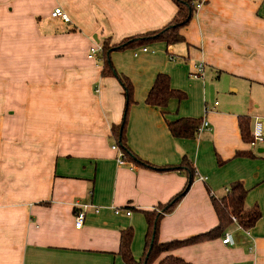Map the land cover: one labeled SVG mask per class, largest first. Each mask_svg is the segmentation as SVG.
<instances>
[{
  "label": "crops",
  "instance_id": "crops-1",
  "mask_svg": "<svg viewBox=\"0 0 264 264\" xmlns=\"http://www.w3.org/2000/svg\"><path fill=\"white\" fill-rule=\"evenodd\" d=\"M194 2L202 5L181 29L183 43L111 54L133 86L126 143L150 165L186 159L195 170L187 194L159 223L160 243L215 228L212 198L235 182L247 190L245 208H259L252 228L233 222L225 231L233 246L220 237L171 255L190 264H264V142H243L238 127V117L248 116L250 135L258 120L264 137V0ZM55 8L69 24L51 17ZM183 16L172 0H0V264H126L118 252L128 228L132 256L143 255V212L168 203L187 175L119 164L111 128L123 118V91L101 77V57L87 54L105 39L121 44ZM198 65L203 73L193 77ZM160 73L185 100L145 104ZM183 118L206 120L209 130L175 138L167 122ZM76 204L98 210L88 209L79 229Z\"/></svg>",
  "mask_w": 264,
  "mask_h": 264
},
{
  "label": "trees",
  "instance_id": "trees-1",
  "mask_svg": "<svg viewBox=\"0 0 264 264\" xmlns=\"http://www.w3.org/2000/svg\"><path fill=\"white\" fill-rule=\"evenodd\" d=\"M172 1L179 10L184 12V16L181 20H173L155 33L138 35L121 44L110 45L108 39L102 42V52L100 55L102 69L100 75L102 78L113 77L118 81L122 88L125 101L123 118L120 125L111 128V136L115 140V145L123 154L124 162L134 161L140 167L157 172L185 171L187 175L184 188L171 198L168 203L159 206L158 210L143 212L147 224V232L145 235L143 255L138 260H136L131 253V241L133 238L132 228L120 232L118 253L126 264H154L156 262L157 264H190L181 258L171 255L170 252L180 247L223 237L225 231L233 224L232 218L236 219V224L240 228L249 230L261 217L257 205L248 209L245 208L247 190L241 182H235L229 187L225 196L220 199L212 198V204L218 219V225L215 228L184 240H172L165 243H160L158 241V227L162 217L165 214L171 213L187 194L193 183L195 170L186 159H183L182 163L178 166L157 167L136 158L130 152L126 143L125 130L129 108L135 104L133 100V86L127 77L117 73L111 62L110 56L111 53L116 51L133 50L152 43L162 42L167 46L183 43L185 40L180 31L190 23L195 13V0ZM171 99L182 101L186 99V95L179 90L173 89L170 85L169 76L160 73L156 76L147 94L145 104L151 107L166 108ZM201 123V118H183L174 122H167V127L171 135L175 138L195 139ZM238 127L243 142L254 144L253 138L249 132L248 116L238 117ZM235 156L251 157V154L249 152H237ZM218 164H222V162Z\"/></svg>",
  "mask_w": 264,
  "mask_h": 264
},
{
  "label": "built area",
  "instance_id": "built-area-1",
  "mask_svg": "<svg viewBox=\"0 0 264 264\" xmlns=\"http://www.w3.org/2000/svg\"><path fill=\"white\" fill-rule=\"evenodd\" d=\"M202 5V3H198L196 6V8L198 9L200 6ZM51 17L53 19H57L59 21H61L64 24H69L70 23V19L68 17V15L63 12V10H61L60 8H55L52 13H51ZM147 49L146 48H142V51L145 52ZM102 52V45L99 44H94L93 46L90 47L88 54H87V58L92 60L95 59L97 56H100ZM169 59L171 61H173V57L170 56ZM203 73V67L202 65H198L195 68L194 73L192 74L193 77H199L201 76V74ZM209 124L206 120H202V123L198 129V132H202L204 130H209ZM254 144H262L264 142V137H263V133H262V127L261 124L258 122V120H255V124H254V129L252 131L251 134ZM111 149L113 151H116L118 154V162L120 165L124 164V160H123V154L119 151L118 147L116 145H113L111 147ZM76 208L78 207H82V210H80L76 215H75V228L79 229L82 224H83V220H84V216H85V212L88 209H94L95 207L90 205V204H85V205H75ZM98 210L95 208L94 212H97ZM121 211L120 210H115V214L118 215ZM131 214L130 211H126L125 215L129 216ZM232 221L236 223V219L232 218ZM221 243L224 246H233V238L232 235L230 233H225L221 239Z\"/></svg>",
  "mask_w": 264,
  "mask_h": 264
},
{
  "label": "rangeland",
  "instance_id": "rangeland-1",
  "mask_svg": "<svg viewBox=\"0 0 264 264\" xmlns=\"http://www.w3.org/2000/svg\"><path fill=\"white\" fill-rule=\"evenodd\" d=\"M102 45V44H101ZM137 49V48H136ZM127 51V50H124ZM117 52H123V51H117ZM114 53V52H113ZM112 54V53H111ZM100 57V56H99ZM111 57V56H110ZM100 62V61H99ZM101 63V62H100ZM118 73V72H117ZM119 74V73H118ZM139 259V258H138Z\"/></svg>",
  "mask_w": 264,
  "mask_h": 264
}]
</instances>
